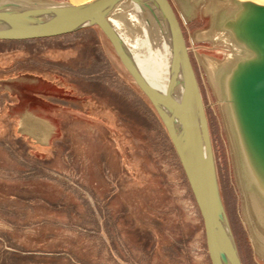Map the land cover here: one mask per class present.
<instances>
[{
  "label": "rangeland",
  "instance_id": "1",
  "mask_svg": "<svg viewBox=\"0 0 264 264\" xmlns=\"http://www.w3.org/2000/svg\"><path fill=\"white\" fill-rule=\"evenodd\" d=\"M36 1L79 5L88 0L75 3L72 0ZM169 1L181 24L199 83L209 121L220 194L240 257L243 264H264V258L258 255L253 245L251 232L243 214L242 196L218 100L199 59L201 56H209L223 60L229 54L230 47L220 42H197L194 39V33L207 29L211 22V16L205 12L204 4L197 7L192 18H188L177 0ZM251 1L264 4V0H243L247 4ZM118 18L126 22L127 11L119 14ZM71 45L76 47V50H63L64 46ZM97 50L103 63L101 65L106 66L102 80L111 88V92L127 97L125 108L131 106V109H137L135 112L139 115L141 125L147 120L149 128L144 125L142 131L136 132L134 129L131 132L119 122L113 111L96 106L90 99H83L81 103L83 108L89 109L88 111H72L75 99L68 81L77 78L82 80L83 77L69 71H61L64 76H58L56 72L61 68L56 65L66 64L75 68V63L82 62L85 64L84 69L88 71L95 64ZM89 55L94 60L88 61ZM29 57L34 61H26ZM3 67L8 69L7 73L0 71V84L5 85L4 81L14 82L18 86V99H21L15 107L14 116L20 115L26 109H43L44 113L53 116V122L57 123L58 116L63 120L67 113L70 116L75 115V128L78 133L71 141L75 142L79 152H86L89 158L93 153L107 149L110 160L113 161L112 151L115 148L124 153L127 164L116 179L110 178L101 184L91 183L89 178L66 170L63 168L64 161L60 163V172L50 174L60 182V188H70L83 197L91 208L80 203L79 197L76 210H58L47 207L40 201L0 196V264H211L203 221L167 132L98 29H85L57 40L27 43L17 50L0 54V68ZM32 82L46 85L41 87ZM5 103V97L0 95V109ZM8 115L4 109L0 111V185L20 186L22 182L19 180V163L3 145L8 141L6 130L17 126V122L9 124L6 119ZM127 115L132 113L128 112ZM234 119L240 137L235 112ZM107 128L111 130L113 141L104 140ZM58 136L59 129L52 139ZM120 183L129 193L119 200H105V193ZM138 188L143 189V195H155L157 202L164 205V211H160L161 215H166L163 219L165 233L162 242L176 243L179 238L183 239L185 244L181 247L180 254H175L177 256L167 258L161 252L154 255L143 249L129 248V238L120 234L121 228H113V223L107 216V209L114 211L118 203H127L132 190ZM91 193L99 199V204L92 198ZM106 222L111 225V235L120 247L118 250L113 244L110 245L111 249L108 247L106 242L109 239L104 228L97 230V225L105 226ZM119 252L123 253L124 259H116Z\"/></svg>",
  "mask_w": 264,
  "mask_h": 264
},
{
  "label": "water",
  "instance_id": "2",
  "mask_svg": "<svg viewBox=\"0 0 264 264\" xmlns=\"http://www.w3.org/2000/svg\"><path fill=\"white\" fill-rule=\"evenodd\" d=\"M144 6L163 41L168 77L155 85L139 72L110 22L119 4ZM98 29L132 83L163 124L186 173L200 212L211 264H243L221 198L209 121L177 14L169 0H93L73 5L36 0H0V41L63 37ZM238 36L256 58L233 73L229 89L250 162L264 181V6L247 4Z\"/></svg>",
  "mask_w": 264,
  "mask_h": 264
},
{
  "label": "bare ground",
  "instance_id": "3",
  "mask_svg": "<svg viewBox=\"0 0 264 264\" xmlns=\"http://www.w3.org/2000/svg\"><path fill=\"white\" fill-rule=\"evenodd\" d=\"M72 1L75 3L82 0ZM91 1L93 0L83 1L79 5ZM177 1L188 18L195 15L197 7L201 4H204L205 12L211 16L209 27L194 33L193 37L197 42H220L230 47L229 54L223 60L209 56H201L199 59L218 100L242 196L243 214L251 232L252 242L258 255L264 258V181L253 168L240 135L243 144L241 143L229 89L234 71L241 64L256 58L255 51L238 36L236 30L238 20L247 10V3L243 0ZM251 3L264 6L255 1ZM124 11H127L126 22L118 18ZM111 14L110 22L127 47L139 72L155 85L165 84L168 72L163 41L148 10L133 2H125L117 5ZM55 130L52 122L38 117L32 111H26L21 116V131L31 134L40 142H47Z\"/></svg>",
  "mask_w": 264,
  "mask_h": 264
},
{
  "label": "trees",
  "instance_id": "4",
  "mask_svg": "<svg viewBox=\"0 0 264 264\" xmlns=\"http://www.w3.org/2000/svg\"><path fill=\"white\" fill-rule=\"evenodd\" d=\"M60 38L61 37L30 41H0V54L17 50L27 43H41L50 40H57ZM38 49L42 50L41 48ZM69 49L76 50V47L72 45L63 47V50ZM97 51V57H95L96 60L92 59V56L90 55L87 58V60L92 59L95 62V64L92 65L88 71L84 69L85 64L82 62L75 63V68H78L77 70H75L74 67H68L66 64L56 65L61 68V70L59 69L60 71L56 72L58 76H64L62 72L69 71L74 75L76 74V76L78 75L79 77H83L82 80L77 78L73 81H68V83L71 85L73 97L75 99L73 108L75 110H80L81 112L88 111L89 109L83 108L81 103L83 99H90V101H92L96 106H103L113 111L119 122L131 132L134 131V129H136V132L142 131V126L144 125H146V128H149L147 120L146 123L144 122V124L141 125L142 122L140 121L139 115H137L135 112L137 109L133 110L131 109V106H129L127 109L125 108L127 97L111 92V88L108 87L107 83L102 80V75H104L103 73L105 72L106 66L101 65L103 64L100 60L101 56L99 54V50ZM84 57L85 56H83V59ZM26 61H34V59L29 57L26 59ZM55 63L53 65H55ZM128 112H130V114L132 113V115H127ZM106 131L107 132L106 135H104V140L109 139L110 141H113V137L111 136L112 133H110L111 130L107 128ZM71 138L72 136L65 134L56 144L61 148L63 153L70 161L73 160L74 156H77L79 151L75 146V142L71 141ZM11 145L13 146L15 152L19 155H22L21 152H24L23 154L25 155V152L27 153L29 150V147L24 142L19 140ZM112 152L114 156L113 161L110 160L107 149L100 151L97 159L99 161H104L107 164L109 168V175L116 179L122 168H125L127 161L122 151L114 148ZM38 161L41 163L43 168L32 170L34 174L25 178H34L33 180L29 181V179L25 182V185L22 186H6L2 184L0 185V187L2 186L0 188V196L3 195L14 197L17 200L23 199L26 201H41L43 204L48 206L60 208L66 202L63 197V191H59L50 187L45 181L46 179L50 178V176L45 171H55L53 170L54 158L39 159ZM132 186L133 185L131 184L130 187ZM141 190L143 189L138 188L135 191L132 190V195L127 199V203H118L116 209L111 213H108V216L113 223V227H118L119 229L121 228L120 234L129 238V246L132 248L135 247L138 249H143L144 251L154 255L156 252H161L167 258H173L177 256L175 254H180L181 247L183 248V245L185 244L184 240L179 238L176 243L170 241L166 243L162 242V238L164 237L163 234L165 233L163 219L166 215H161L160 211H164V205L162 206L157 202L155 195H143L144 192L141 193ZM108 192L109 195L112 192H115L114 198L118 200L122 199L123 195L129 193L127 192V188L121 183L116 184V186ZM105 224L108 231L111 232V225H108L110 223L106 222ZM45 225H47V223ZM2 238L6 239L5 236H2ZM10 247L13 248L12 246Z\"/></svg>",
  "mask_w": 264,
  "mask_h": 264
},
{
  "label": "crops",
  "instance_id": "5",
  "mask_svg": "<svg viewBox=\"0 0 264 264\" xmlns=\"http://www.w3.org/2000/svg\"><path fill=\"white\" fill-rule=\"evenodd\" d=\"M7 69H8V67H3V68H0V71H2L3 73H7ZM34 83H36L35 85H40L41 87H44V85H46L45 83L40 84L37 82H32V84H34ZM3 84H5V85L0 84V95H3L5 97L6 103L2 109L7 111L9 114L6 118L7 121L9 122V124H11L13 122H17V126L14 129L9 128L6 130L5 136L8 137V141L3 143V145L6 149V151L15 160H17V162L19 163V166H20L18 168L19 173H20V179L19 180L22 182V184L20 186L25 185V182L30 179V178L29 179H25V178L34 174V172H32V170L43 168L41 163H39V161H38L39 159L54 158L53 170H55V171H45L50 176V178L46 179L45 181L47 182V184L50 187L57 189L59 191H63V197H64L66 202L60 208L51 207V206H48L46 204H44V205L47 207H50V208L58 209V210H66V209L67 210L68 209H71V210L75 209L76 210L78 205H79L77 203V200H78L77 197H79L80 203H84L87 207L91 208L90 204L86 203L83 197L78 196L70 188L63 186V185H62L63 188H60L59 187L60 182L50 175L52 172H60L61 167H62L60 165V163L62 161H64V167L63 168H65L66 170H68L72 173L82 175V176L89 178L91 183L101 184V183L107 182L110 178L113 179V177L109 176V168H108L107 164L104 161H99L97 159L100 152L93 153V155L88 158L85 154L86 152H79L78 151L77 156H74L73 160L70 161L67 158V156L63 153L61 148L56 145L57 142L59 141V139L63 135L66 134V135L73 137L78 133L76 128H75L77 117L75 115L70 116V114L67 113V114H65V117L63 118V120H61L60 116L56 117L57 123H54L53 122V120H55L54 117L53 116L50 117V116L46 115V113H44L43 109H33V110L26 109V110L22 111V113L20 115L14 116L13 113L15 112V107L21 101L20 98H19L20 99V101H19L18 96H17L18 95V93H17L18 86L15 85L14 82H10V81L9 82L4 81ZM36 96L39 97L38 95H36ZM17 99H18V101H17ZM45 101H47V100H45ZM2 109H0V111H2ZM74 110L75 109L72 108V111H74ZM26 111H32L38 117L49 120L50 122H52L54 124V126L56 127L55 133L48 139L47 142H45V143L40 142L31 134L23 133L21 131V116ZM41 115H43V116H41ZM58 129H59L58 138L52 139L54 137V135L56 134ZM17 140L24 142L29 147V150L27 151V153L25 152V155L23 154L24 152H21V154L24 156L17 154L15 152L13 146L11 145V144L15 143ZM181 168L185 174L186 182L190 187L188 178L186 176V173H185L182 165H181ZM33 179L34 178H31L29 181H31ZM190 190H191V188H190ZM91 194H92V198L98 203L99 199L96 197V195L93 193H91ZM70 195H73V196H70ZM114 195H115V192H112L109 195V192L107 191L105 193L104 198L107 201H112V200L116 199V198H114ZM107 211H109L108 213L112 212L111 210H108V209H107ZM97 226H98V228H97L98 231H100V230H102V228H104V230L107 234V238L109 239L106 242L108 244V247L111 249L112 247L110 245L113 244L114 248L116 250L120 249L118 244L115 242L113 235H111L112 231L109 232L106 225L100 226V224H99ZM113 228H115V227H113ZM116 228H118V227H116ZM116 231L118 232L117 229H116ZM128 247L131 248L130 246H128ZM120 258L124 259L122 252H119V256L116 255V259L119 260Z\"/></svg>",
  "mask_w": 264,
  "mask_h": 264
},
{
  "label": "flooded vegetation",
  "instance_id": "6",
  "mask_svg": "<svg viewBox=\"0 0 264 264\" xmlns=\"http://www.w3.org/2000/svg\"><path fill=\"white\" fill-rule=\"evenodd\" d=\"M255 263H257V262L255 261Z\"/></svg>",
  "mask_w": 264,
  "mask_h": 264
}]
</instances>
